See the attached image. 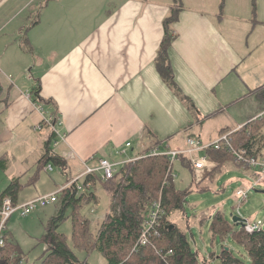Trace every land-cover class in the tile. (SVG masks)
<instances>
[{"label": "crops", "instance_id": "0c3cea01", "mask_svg": "<svg viewBox=\"0 0 264 264\" xmlns=\"http://www.w3.org/2000/svg\"><path fill=\"white\" fill-rule=\"evenodd\" d=\"M175 3L0 0V169L13 170L8 179L20 184L15 198L4 195L12 183L0 187V207L7 197L21 205L45 196L34 185L55 168L70 181H56L51 194L79 178L93 156L119 164L186 148L188 138L209 144L244 127L253 152L264 157V0ZM162 62L175 88L162 76ZM210 151L195 154L217 165L209 175L242 171ZM188 162L181 158L175 174L186 166L200 171ZM97 179H82L92 188L79 193L97 200ZM205 180L199 190H208ZM22 189L32 191L28 199L19 198Z\"/></svg>", "mask_w": 264, "mask_h": 264}, {"label": "trees", "instance_id": "16d2710c", "mask_svg": "<svg viewBox=\"0 0 264 264\" xmlns=\"http://www.w3.org/2000/svg\"><path fill=\"white\" fill-rule=\"evenodd\" d=\"M177 3L179 0H176L175 4ZM177 15L178 11L173 10L171 18L165 22L166 40L163 43L164 46L169 43L170 36H172L168 26L177 19ZM159 68L165 81L175 88L171 69L163 65V62ZM252 136L244 127L239 132L231 134V141L236 148H247L253 155H256L253 152ZM210 150V152H215L213 155L218 156L220 161L226 158L233 160V156L225 147L220 150ZM141 165L149 166L146 172H143L146 176L143 181L137 179L132 173L136 167ZM168 167L169 158L166 156L147 157L120 166L111 181L102 182L100 178L97 179V183L103 184L110 195L111 208L93 241L90 221L82 216L77 218L75 213L80 215L79 210L83 203L95 200L94 194L79 193L75 187L63 191L59 199L62 209L56 217L49 221L45 234L40 240L46 247L40 264H82L76 252L68 245L66 236L57 231L67 218L65 213L70 207L74 210L72 234L74 244L82 250L99 252L107 259L108 264H200V257L192 249L188 239V231L183 230L175 222L177 220L172 218L175 213L180 216L184 215L186 199L190 191L177 189L172 179L165 184ZM111 183H114L112 192L106 187ZM19 190L20 184L14 182L4 195L10 194L15 198ZM130 193L134 194V203L128 200ZM161 197L165 216L161 224L160 237L154 240L153 245L141 247L137 252H133L148 211ZM84 200L85 202H83ZM115 207L119 209L118 213H116ZM224 215L218 210L213 216L211 229L213 235H221L223 238V236L232 233L236 243L245 250L248 261L240 257L236 251L223 246L219 257L211 255L209 258L201 260V263L212 264L213 259L217 258L221 264H264V228L253 234H248L242 226L239 232H233L230 222ZM186 219L189 221L188 217ZM234 224L238 226L236 223ZM79 229L83 231V235L78 236L77 230ZM169 250H172L173 253L166 255ZM160 251H164V253L160 254ZM1 252L3 264H19L24 259L20 249L11 244L9 240ZM14 253H17L18 256L14 257Z\"/></svg>", "mask_w": 264, "mask_h": 264}, {"label": "rangeland", "instance_id": "374dc122", "mask_svg": "<svg viewBox=\"0 0 264 264\" xmlns=\"http://www.w3.org/2000/svg\"><path fill=\"white\" fill-rule=\"evenodd\" d=\"M37 136H40V134H37ZM5 164H8V160H6ZM147 165L138 166L133 170L132 173L137 179L143 181V179L146 178L143 172H146L149 167ZM216 166L217 165L208 158L206 167L198 172H193L187 166L183 167L181 170L177 169V177L174 181L176 187L183 191H190V194L186 199L184 215L180 216L178 213H175L172 218L177 220L175 222H177L183 230L188 231V239L190 240L192 249L198 253L200 257V264H202L201 260L209 258L211 255L219 257L223 246L231 248L236 251L240 257L248 261V256L245 250L236 243L232 233L223 236V238L221 235H213L211 231L214 220L213 216L218 210H220L225 214L224 216L227 221L230 222L233 232H239L241 226H236L232 222V216H239L243 220H248L250 222L262 221L264 228V193H257L258 190L264 191V179L259 184L255 185L248 200L238 205V198L235 195L236 192L240 188L244 187L246 189L251 185H254L256 179L240 170H232L230 173L219 170L212 175H209ZM9 167L11 168L10 165ZM13 167L17 170H24L23 167H18L17 163H15ZM2 172V169H0V187H4V184L9 185L12 183L8 178L14 173L13 170L9 174ZM58 172L59 169L57 168H55L54 172L50 174L43 172L41 177L36 180L34 186L40 191V194H51V191L56 189V181H70V177L67 176L65 179L60 178ZM142 173L143 175H141ZM204 178L206 179L204 185L208 187V190L203 191L199 190L197 184L202 182ZM27 179L21 178L18 180L20 183L24 184L28 181ZM204 185L202 186L204 187ZM34 186L30 187V189L34 190ZM106 187L112 192L114 189V183L106 185ZM30 189H22L19 193V198L28 199L32 194ZM95 192L97 200L83 203L85 202L84 200L82 202L83 205L79 210L80 215L75 213L77 218L82 216L90 221L92 241L99 233L102 222L104 223L107 217L110 202L109 194L103 185L97 184ZM133 197V193L128 195V200L132 203L135 202ZM61 207L60 203L57 206L55 204H50L44 207H39L36 211L26 217H22L16 213L10 219L7 232L11 231L13 237L20 243V246L23 249V258L27 264H40V260L45 255V245L40 242V240L45 233L50 218L55 215L57 210L60 211L62 209ZM115 211L118 213L119 209L115 207ZM73 215V208H68L65 213L67 218L58 227L57 231L66 236L68 245H70V247L76 252V255L82 264H108L107 259L99 252L94 250L86 251L76 247L72 235L74 221ZM187 217L189 221H187ZM77 233L78 236L83 235V231L80 229L77 230ZM212 264L221 263L220 260L216 258L215 260L213 259Z\"/></svg>", "mask_w": 264, "mask_h": 264}, {"label": "built area", "instance_id": "2783aa9c", "mask_svg": "<svg viewBox=\"0 0 264 264\" xmlns=\"http://www.w3.org/2000/svg\"><path fill=\"white\" fill-rule=\"evenodd\" d=\"M260 117H264V113ZM186 148L179 150H153L151 153L152 157L166 156L169 158V167L166 173L165 184L169 180L176 178L175 174V165L180 161L181 158H188L191 161L195 170H203L206 167L207 156L196 157L195 154L201 151H206L209 149L220 150L222 147L226 148L227 151L233 156L234 162L238 167L244 171H254L257 173L258 179L254 185H251L247 189H239L236 192V197L238 198V205L244 203L248 200L251 191L254 189L256 184H259L264 179V157H259L253 155L247 148L240 147L236 148L231 141V134H224L218 140L204 144L199 140L188 138ZM57 144V143H56ZM131 143L127 144V147H131ZM55 151L49 153L51 159H56ZM140 158L127 159L117 164L111 162L105 158H97L95 156L91 157L85 164V172L77 179L73 180L68 184L67 187L61 188L55 193L42 196L25 204L17 205L14 204L12 199L7 197L4 199L0 207V264H3L2 248L7 244L8 241V223L10 219L16 213H19L21 216L26 217L36 211L39 207H44L59 201V197L64 190L68 187H75L78 192L88 191L92 188L91 183L83 184L82 179L91 178L99 176L102 182H108L114 179L118 167L125 165L130 162L139 160ZM48 170H51L52 167L49 165ZM165 216V210L162 205V197L156 201L146 216L145 221L143 222L140 230L139 238L133 248V252H137L139 248L153 245L155 239L159 238L161 235V224ZM243 229L248 234H253L263 229L262 221L250 222L245 221ZM164 251H160V254H163ZM172 250H169L166 255H171ZM18 254L14 253V257H17ZM19 264H27L23 259Z\"/></svg>", "mask_w": 264, "mask_h": 264}, {"label": "water", "instance_id": "95a60500", "mask_svg": "<svg viewBox=\"0 0 264 264\" xmlns=\"http://www.w3.org/2000/svg\"><path fill=\"white\" fill-rule=\"evenodd\" d=\"M257 193H264V191H257ZM232 220L234 223H236L238 226H243L246 220H243L239 216H232ZM228 249V248H227Z\"/></svg>", "mask_w": 264, "mask_h": 264}]
</instances>
